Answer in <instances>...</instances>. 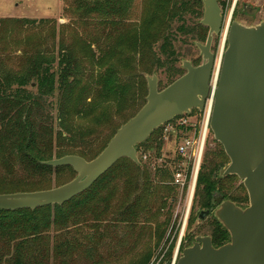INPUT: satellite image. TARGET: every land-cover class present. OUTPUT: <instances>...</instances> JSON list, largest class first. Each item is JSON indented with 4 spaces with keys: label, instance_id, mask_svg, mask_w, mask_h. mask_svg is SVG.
Returning a JSON list of instances; mask_svg holds the SVG:
<instances>
[{
    "label": "trees",
    "instance_id": "obj_1",
    "mask_svg": "<svg viewBox=\"0 0 264 264\" xmlns=\"http://www.w3.org/2000/svg\"><path fill=\"white\" fill-rule=\"evenodd\" d=\"M131 2L132 0H74L71 5V10L80 24L94 25L98 21L102 26L100 37L90 38V42L84 44L89 48L96 44L103 54L96 65L104 67V72H100L95 81L94 76H88L83 81L79 71L83 62L78 60L81 63L78 66L69 56L68 50L74 46L59 51L56 68L53 67L56 61L53 57L38 54L33 62H27L30 69L23 68L22 73H6L0 70V194L49 190L50 177L61 173H67L73 179L76 174L72 168H52L44 163L68 155H76L87 161L93 160L119 129L113 128L103 138L82 140L81 144L84 146L80 148L72 144L77 141L75 137H62L61 133H56L55 138L53 107L47 102V98L54 96L55 92L63 96L67 114L80 116L85 110L79 102H85L88 94L91 95L95 90L93 84L101 85L102 89L99 87L95 96L102 92L103 99L108 100L111 96L112 101L119 99L120 107L136 105V114L145 104L147 82L143 75L137 73L122 77L126 70L132 69L139 61L140 71L144 75L152 76L163 71L167 83L162 89L185 73L182 67L177 66L181 56L175 43L177 36L205 42L206 31L202 25L198 22L191 25L186 20V17L193 20L201 18L202 0H164V9L163 0H158L153 5L161 9L160 14L155 17L157 23L151 20V12L136 27L123 29ZM47 22L49 20L0 19V46L6 47L2 39L5 29L3 25H20L33 30L38 28V24ZM122 29L124 33L121 32ZM126 52L133 54L131 59L135 62L128 68V59L125 56L123 60H118L117 65L102 63L106 57L113 55L117 58ZM197 61L192 65L198 66ZM68 102L71 106H68ZM162 145L163 127H160L145 142L139 144L136 151L143 149L160 155ZM217 146L218 151L205 157L198 174L193 203L199 209L213 207V194L221 191L223 196L229 195L232 187L230 179L233 177L214 179V174L229 162L221 145ZM172 177L173 171L168 168L151 170L141 160L139 164H134L123 158L86 192L63 205L36 210L0 211V264H49L51 257L73 251L74 246L71 243L77 235L71 230L72 226L84 224L87 227V219L94 221L103 215L114 216L112 219L115 223L123 222L130 228L139 218H152L153 215L160 214L166 220L157 223L159 228L167 226V219L171 218L169 212L178 196V188L170 183ZM226 180L228 184L223 190ZM117 185L122 188L123 195L129 191V195L134 192V196L131 201L127 198L123 200L120 207L109 213V203L115 196ZM242 200V203L247 202L246 194ZM194 213L195 206L192 207L188 220L189 227L195 219ZM90 227L94 228L93 225ZM160 230L164 233L165 227ZM51 231L54 233L51 234ZM82 235H85V255L87 259H91L97 253V240L95 242L94 237L97 239L98 234L81 232ZM210 236L215 248L229 241L227 231L215 219ZM163 239L164 234H160L156 244L159 245ZM192 240L190 234L185 235L179 253L190 246ZM175 245L176 238L168 248L169 254ZM148 260L149 254L133 264H146Z\"/></svg>",
    "mask_w": 264,
    "mask_h": 264
},
{
    "label": "water",
    "instance_id": "obj_2",
    "mask_svg": "<svg viewBox=\"0 0 264 264\" xmlns=\"http://www.w3.org/2000/svg\"><path fill=\"white\" fill-rule=\"evenodd\" d=\"M202 4L200 24L208 28V34L204 44H196L201 64L182 62L185 73L162 90L155 76L147 78L145 104L119 127L97 157L87 161L68 155L44 163L72 168L74 179L49 190L0 194V211L63 205L86 192L120 159L139 164V144L170 120L192 110L202 112L211 96L209 129L229 161L219 175L241 180L248 205L240 208L222 202L214 216L228 232L229 241L215 248L210 237H198L182 250L176 264H264V21L255 26L230 24L218 84L212 90L209 83L216 57L211 45L221 33L223 18L217 0H202ZM258 12L255 8L246 13L255 16ZM207 213L202 212L199 219Z\"/></svg>",
    "mask_w": 264,
    "mask_h": 264
},
{
    "label": "rangeland",
    "instance_id": "obj_3",
    "mask_svg": "<svg viewBox=\"0 0 264 264\" xmlns=\"http://www.w3.org/2000/svg\"><path fill=\"white\" fill-rule=\"evenodd\" d=\"M73 1L74 0H0V19L25 18L37 21L49 20L47 23L38 24V28L33 30L22 28L20 25L14 27H12L11 24H7L6 27L3 25L5 29L2 39L6 47L3 48L0 46V70L6 73H22L21 70L23 68L30 69V64L27 65V62L29 60L30 63L33 62L38 54H42L46 57H53L56 60L53 67L56 68L59 51H64V49L66 50L74 46L72 49L68 50L70 53L69 56L71 60L76 61L75 63L78 66L81 64L78 60L83 62L79 70L83 76V81H85V78L88 76H94L95 81L99 73L104 72V69H102L104 67L96 65L103 54L97 49L96 44L92 45L91 48L84 44L90 42V38H99L102 26L98 21L94 25L91 23L84 25L80 24L71 10ZM157 1L158 0H132L131 7L129 11H127V17L123 22V29L136 27V25H139L141 20L151 12V20L157 23L155 17L160 14L161 11L159 6H153ZM217 2L219 8L222 10L223 27L229 18L231 23L237 22L244 26H255L264 21V0H237L234 8L235 12L233 10L234 13L231 12L234 0H217ZM244 2L257 8L259 13L255 16H247L240 13L241 5ZM164 7L165 3L163 9ZM202 15L203 7L199 20H193L191 17H186V20H189L188 22H191V25L197 22L200 23ZM202 27L205 29L207 35L208 29L203 25ZM123 29L121 31L122 33L125 32ZM177 38L175 46L181 56L177 66L181 67L184 61L192 64L198 60L197 63L201 64L202 58L196 44L202 43L190 37L185 38L177 36ZM221 45L222 37L215 36L211 46V53L215 55L216 58H219ZM132 55L131 52H126L125 54L117 56V58H114L112 55L106 57L102 63L106 62L105 64L107 65L109 63H114L117 65L118 60H123L122 58L125 56L126 59H128L127 62L125 60L128 68L131 64L133 65L135 63L131 59ZM83 57H86V59ZM132 69L126 70L124 72L125 76L122 77H126V75H131L133 73L143 75L146 79L155 76L159 89L166 86L167 77L163 71H158L152 76L144 75L140 71L139 61L133 65ZM93 86L95 90L91 95H89L90 93L88 94L87 100L85 102H79V105L85 110L80 116L67 114L65 110L67 107L64 103L63 96H60L58 92H55L54 96L47 98V102L53 107L52 115L54 117L53 125L55 138L56 133H61L62 137H75L77 141L72 143L74 144L73 146L78 148L83 147L84 145L81 144L82 140L103 138L104 134H109L113 131V128L120 127L127 122L137 109L136 105H124L120 107V100L116 99L112 101V96L108 100L103 99L102 92H99L95 96L96 90H98L101 85L98 86L93 84ZM30 88L31 87H27V89ZM67 104L71 106L70 102ZM182 116L183 115H180V117ZM192 116L196 117V123L199 127L204 116L203 113L194 112ZM161 127H163V131L167 128L166 125ZM188 135L190 136L192 133ZM180 139L181 138H176L174 135L167 133L166 138L163 140L160 155L156 154L154 151L146 152L143 149H138V151H136L137 159L138 161L141 160L142 164L148 165L151 170L164 167L168 168L171 172L181 170L190 173L192 171L193 161L190 159H182L178 157L176 153V145ZM217 145L218 143L214 140L213 134L210 129H208L201 164H203L206 156L209 157L210 154L218 151L219 148ZM144 156L147 157L146 160H144ZM50 178L51 189L56 188V185L61 186L72 180L67 173H61L57 176L52 175ZM236 183L239 184V181L236 180L235 184ZM116 189L115 196L109 203V213L114 212L120 207L123 200L127 198L128 201H131L134 196V192H131L129 195V191H127L126 195H123L120 185H117ZM177 191L178 196L172 206V210L169 212L171 218L167 219L168 225L160 227H165L164 233H161L157 224L158 222L163 223V221L166 220L164 217H161L160 214H155L152 218H139L136 224L129 226L130 228H127L126 223H115L114 219H112L114 216L110 217L109 214L99 218L97 217L94 221L87 219V227L82 224L80 226H72L71 228L75 235H77L75 240L71 243L74 246L73 251L64 253L59 257H51L49 264H133L143 260L148 254L149 260L146 264H176L181 254L179 250H177L179 239L181 238L182 240L185 235L190 234L193 238L192 242H194L197 237L209 236V225L211 220L209 215L201 220L197 219L196 212L199 209L195 208V219L192 225L189 227L187 220L183 222L186 192L185 190L181 191L179 189ZM246 205L247 204H244L241 207L244 208ZM89 225H93L94 228H91ZM81 232L85 234H93V232L98 234L97 239L94 237L95 242L97 240V245L95 246L97 253L92 256V258L90 257L91 259H87L85 255L87 251L84 246L85 240L83 236L85 235L81 236ZM53 233L54 231H51V234ZM160 234H164V239L158 245L156 242ZM175 238V248L172 250V253L169 254L168 248L175 241Z\"/></svg>",
    "mask_w": 264,
    "mask_h": 264
},
{
    "label": "built area",
    "instance_id": "obj_4",
    "mask_svg": "<svg viewBox=\"0 0 264 264\" xmlns=\"http://www.w3.org/2000/svg\"><path fill=\"white\" fill-rule=\"evenodd\" d=\"M236 1L237 0H234L233 2L231 12H233L234 10ZM230 24L231 21L229 18V20L227 21V23H225V26L222 28L221 33L219 35L222 37V45L219 53V58L218 57L215 58V62L211 73L209 87L212 90L215 89L218 84L222 54L223 51L225 50L226 38L228 35ZM212 108H213V99L210 96L205 100V104L202 112L198 110H192L190 113L183 114L182 117L178 116L170 120L169 122L165 123L164 125H162V126L165 125L167 126L165 131H163V140L166 138L167 133L170 135H174L176 138H181L176 145L177 156L182 159H187V160L190 159L193 161L192 171L190 173L183 172L181 170H175L173 172L172 181L170 182L171 185L175 186L181 191L185 190L186 192L185 200H184L185 209L183 214V222H186L189 212V207L193 198L198 166L200 163L201 153L205 143L206 134L208 133V129H209V118L211 115ZM194 112L203 113L204 115L199 127L197 126L196 123V117L192 116V113ZM177 120L179 121L176 122ZM188 132L192 133V135L189 136ZM146 159L147 157L144 156V160Z\"/></svg>",
    "mask_w": 264,
    "mask_h": 264
},
{
    "label": "flooded vegetation",
    "instance_id": "obj_5",
    "mask_svg": "<svg viewBox=\"0 0 264 264\" xmlns=\"http://www.w3.org/2000/svg\"><path fill=\"white\" fill-rule=\"evenodd\" d=\"M218 3V2H217ZM235 6H236V4H235ZM235 8V7H234ZM244 8V9H243ZM248 9H255V7H253L251 4H249V3H247V2H244L242 5H241V10H240V13H242V14H244V15H247V10ZM220 11H222L221 9H220ZM234 12H235V9H234ZM233 12V13H234ZM259 13V12H258ZM257 13V14H258ZM256 14V15H257ZM222 16V15H221ZM247 16H249V15H247ZM223 18V17H222ZM205 27V26H204ZM205 28H207V27H205ZM208 29V28H207ZM206 37H207V35H206ZM205 41H206V39H205ZM205 43V42H204ZM204 43H202V44H204ZM212 46V45H211ZM206 140V139H205ZM204 148H205V143H204V146H203ZM203 153H204V149H203V151H202V154H201V159H200V163H199V166H198V171H197V177H196V181H195V188H194V193H193V198H192V201H191V204H190V207H189V212H188V216H187V221L189 220V218H190V216H191V213H192V207H194L195 206V208L196 209H199V207L196 205V204H194L193 202H194V198H195V189H196V183H197V178H198V174H199V171H200V168H201V166H202V164H201V161H202V156H203ZM225 154V153H224ZM225 166V165H224ZM223 166V167H224ZM223 167H221L215 174H214V179H217V178H220V179H222V180H224V179H226V178H228V177H233V179H230L231 181H232V187H231V189H230V191H229V195H226V196H223V194H221V191L220 192H215L214 194H213V196H212V203H211V205L213 206V207H211V208H209V209H199L197 212H196V210H195V212H196V217H197V219H199V215L202 213V212H208L207 213V215H209L210 217H211V220H210V225H209V236L208 237H210L211 238V236H210V234H211V229H212V223H213V219H215V221L219 224V225H221L219 222H218V220L215 218V216H214V210L222 203V202H225V201H230V202H232L233 204H235L237 207H240V208H242L241 206L242 205H244V204H247L248 205V196H247V193H246V190H245V188H244V186H243V184H242V182H241V180H239L236 176H226V177H221L220 175H219V172H220V170L221 169H223ZM236 180H238L239 181V184H235V181ZM226 184H228V182H227V180L225 181V183H224V185H223V190L227 187L226 186ZM246 194V197H247V202L246 203H242V198L244 197V195ZM246 205V206H247ZM245 208V207H244ZM206 215V216H207ZM205 216V217H206ZM205 217H203V218H205ZM203 218H201V219H203ZM200 219V220H201ZM222 226V225H221ZM223 227V226H222ZM228 233V232H227ZM229 235V234H228ZM204 237V236H203ZM198 238V237H197ZM212 240V239H211ZM181 242H182V240L180 241V244H181ZM180 244H179V246H178V248H177V250H179V247H180Z\"/></svg>",
    "mask_w": 264,
    "mask_h": 264
},
{
    "label": "bare ground",
    "instance_id": "obj_6",
    "mask_svg": "<svg viewBox=\"0 0 264 264\" xmlns=\"http://www.w3.org/2000/svg\"><path fill=\"white\" fill-rule=\"evenodd\" d=\"M206 136H207V134H206ZM203 149H204V147H203ZM203 149H202V151H203ZM202 154V153H201ZM187 209V208H186Z\"/></svg>",
    "mask_w": 264,
    "mask_h": 264
}]
</instances>
